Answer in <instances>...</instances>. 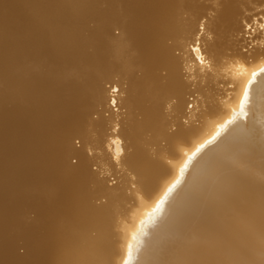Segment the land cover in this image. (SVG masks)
I'll return each mask as SVG.
<instances>
[{
	"label": "bare ground",
	"instance_id": "obj_1",
	"mask_svg": "<svg viewBox=\"0 0 264 264\" xmlns=\"http://www.w3.org/2000/svg\"><path fill=\"white\" fill-rule=\"evenodd\" d=\"M261 67L264 0H0V264H264Z\"/></svg>",
	"mask_w": 264,
	"mask_h": 264
},
{
	"label": "snow or ice",
	"instance_id": "obj_2",
	"mask_svg": "<svg viewBox=\"0 0 264 264\" xmlns=\"http://www.w3.org/2000/svg\"><path fill=\"white\" fill-rule=\"evenodd\" d=\"M201 27H202V25H201ZM195 48L199 51V55H198V59L200 60V62L201 63H203L204 62V54L201 52V46H200V43H199V41H197V43L195 44ZM259 71L260 72H262V73H264V67H261L260 69H259ZM255 76H256V72L254 71L253 73H252V78L254 79L255 78ZM252 79H250L249 81H248V84L244 87V89H243V96H247V93H248V91H249V86L252 84Z\"/></svg>",
	"mask_w": 264,
	"mask_h": 264
}]
</instances>
